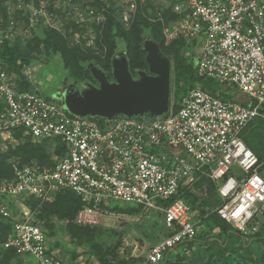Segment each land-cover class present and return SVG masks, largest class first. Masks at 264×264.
Returning <instances> with one entry per match:
<instances>
[{
  "label": "built area",
  "instance_id": "1",
  "mask_svg": "<svg viewBox=\"0 0 264 264\" xmlns=\"http://www.w3.org/2000/svg\"><path fill=\"white\" fill-rule=\"evenodd\" d=\"M35 1L16 5L8 0L11 20L0 27L1 39L30 37L39 20L61 31L58 12L80 29L73 45L97 50L95 29L108 16L129 29L138 8L150 3L156 17L149 19L162 24L164 44L195 43L198 75L234 86L248 101L223 102L197 87L161 116L121 115L99 124L97 118L74 117L58 101L44 99L33 91L25 72L30 88L22 89L23 80L0 59V150L13 149L27 137L33 142L59 140L65 147L53 166L9 161L13 177L0 180V218L12 225L3 249L14 250L20 264H26L24 257L37 264H64L53 248L57 243L34 223L35 212L25 199L41 205L68 191L83 205L75 219L79 226L96 225L98 216L116 204L162 213L172 235L136 263L162 264L176 247L194 240L199 227L181 199L168 207L161 202L177 196L183 186L192 187L203 169L223 203L218 216L250 234L249 223L264 213V164L241 136L253 120H264V0H100L99 9L87 6L88 0H46L38 6ZM20 11L29 14L27 26L12 19ZM164 13L178 18L166 22ZM233 167L239 174L232 175Z\"/></svg>",
  "mask_w": 264,
  "mask_h": 264
},
{
  "label": "trees",
  "instance_id": "2",
  "mask_svg": "<svg viewBox=\"0 0 264 264\" xmlns=\"http://www.w3.org/2000/svg\"><path fill=\"white\" fill-rule=\"evenodd\" d=\"M41 1L36 0L38 6ZM50 3L54 0H49ZM13 4L21 2L27 5L30 0H11ZM8 0H0V27L6 28L11 18L7 14ZM87 6L99 9L100 0H88ZM52 12V9H50ZM56 15V14H55ZM155 9L147 3L138 8L134 22L129 29H125L114 15L108 16L107 22L101 28L95 29L97 38L95 45L97 51L86 48L83 44L72 46L70 42V30L79 32L80 29L72 22L64 20L63 16L57 12V20L61 24L60 31L44 27L42 38L36 36V31L32 35L18 36L12 40L0 38V59L6 64L9 72H13L18 78L23 80L22 89H29L30 85L24 72L33 63L40 62V57L49 62L53 57L60 56L64 69L70 81L76 82L91 81L88 64H94L107 77H110L112 59L116 54L117 41H123L125 45V56L128 62L129 71L134 74L137 71H148L145 62V52L143 43L148 32L150 38L155 42L161 51V55L171 61V74L173 71L174 102L179 105L186 94L197 87L208 92L214 97H219L223 102H237L242 99L237 98V89L228 87V84L216 80L200 77L198 75L194 59L188 62L183 55L187 49L197 50L195 43L190 44L183 40H176L169 45L164 44L162 35V24L151 22L149 18H154ZM164 20L173 21L178 17L170 13L163 14ZM15 24L18 21L27 26L29 14L23 11L15 12L12 16ZM42 20L37 26L40 28ZM198 51V50H197ZM194 55V54H193ZM195 58V56H194ZM198 59V57H197ZM231 86V85H230ZM174 103V104H175ZM19 137V133L16 134ZM245 145L256 155L258 160L264 164V120L257 118L253 120L241 136ZM52 153H51V148ZM65 152V147L59 140H43L33 142L29 137L24 142L6 150H0V180H11L13 177L12 167L9 161L16 158L20 165L36 163L41 166H53L51 154L58 153L59 156ZM208 169L201 170L195 174V183L192 187L183 186L178 195L168 201L161 202V205L168 207L177 199H181L190 209V213L197 215V226H202L204 230L198 231L194 240L182 244L180 253H175L172 257L169 254L162 264H264V221L256 232H252V226L259 221V215L255 216L249 223L250 234L244 235L224 220L218 214L217 209L223 203L218 196L214 182L207 176ZM198 192L200 194H198ZM26 206L35 212V224L46 230L47 238H54L59 231H62L69 239V243L76 250L83 249L86 259H93L97 264L110 263L109 257L116 260L114 264H136L143 262L145 258H130L128 260H118L114 249L107 252L98 243L99 228L97 226H79L75 219L78 212L83 208L80 199L68 191L58 192L53 201L40 205L34 198L25 199ZM141 207L120 208L117 205L107 208L110 213L131 215ZM159 217L161 238L164 239L172 235L163 222V214L157 212ZM264 216V213H263ZM64 223L60 230L56 229L54 220ZM12 225L9 220L0 218V264H20L21 259L12 249H3L2 245L8 240ZM160 239V240H162ZM255 243V246H254ZM75 252V250H74ZM75 256L73 255V259ZM85 259V260H86Z\"/></svg>",
  "mask_w": 264,
  "mask_h": 264
},
{
  "label": "rangeland",
  "instance_id": "3",
  "mask_svg": "<svg viewBox=\"0 0 264 264\" xmlns=\"http://www.w3.org/2000/svg\"><path fill=\"white\" fill-rule=\"evenodd\" d=\"M37 26L36 36L42 38V31L45 29L44 26L41 25L40 28ZM62 34L65 35L63 29L60 31ZM69 33L71 34L70 42L72 46H74V34L77 33L76 31L70 30ZM146 41L148 44L153 42L150 38L149 33H146L145 36ZM156 45L158 53L161 54L159 46ZM96 47V46H95ZM97 48V47H96ZM97 51V50H94ZM198 51L191 49H187L183 52L184 57L188 62L194 59V63H197ZM125 55V45L123 41H117V49L116 55ZM194 54V55H193ZM195 56V58H194ZM165 58V57H164ZM168 59V58H167ZM89 65V64H88ZM173 68V66H172ZM144 71H137L134 74H131L134 79H137L138 75ZM27 75V79L29 80L30 84L32 85L33 91L38 90L37 92L47 101L56 102L58 101L64 111L67 114L72 115L74 117H81V118H89L84 115L85 113H79L73 111L69 108L68 104L65 102H61V99L57 97L59 92L65 91L68 89V86L72 84L76 87L75 91H82L85 90L89 86H94L96 88L99 87V80L103 79V77L109 82L114 83V78L112 74V69L110 72V77H107L105 74L101 73L98 75V78L93 79L91 81H80L76 82V84L72 83L63 67L62 60L60 56L53 57L49 62H45L44 57H40V62L33 63L28 70L25 71ZM173 71L170 78V105L177 106L174 102V84H173ZM228 87L231 88V91L234 88L230 85ZM56 97V98H55ZM58 98V99H57ZM237 98L242 99L241 103H245L248 101V98L241 94L240 92L237 93ZM175 103V104H174ZM84 115V116H83ZM93 118V117H92ZM119 118V117H116ZM97 123L102 124L105 122L104 119L97 118ZM51 148V153H52ZM51 159L54 163H56L60 156L58 153L51 154ZM239 174V170L236 167L232 169V175ZM219 183V182H218ZM198 194H200L198 192ZM113 205V204H112ZM120 208H133L136 209L133 205H124V204H116ZM257 206V205H256ZM157 211L151 209H141L138 212L127 215V214H117V213H101L98 216V223L96 225L99 228V236H98V243L103 247V249L107 252L108 250H113L117 255L118 260H128L130 258H145L146 254L149 252L151 247L160 241L161 238V227L159 222V217L156 215ZM259 215V221L252 226L250 229L252 232H256L260 225L264 221L263 214ZM191 218L195 222L197 220V215L195 213H191ZM55 226L57 230H60L64 227V223H59L56 219L54 220ZM93 226V227H94ZM44 229V228H42ZM46 230V229H44ZM204 228L199 226V231L202 232ZM53 241L57 243L54 245L55 253L62 259L64 264H97L93 259H86L84 257V250L78 249L76 250L73 245L69 243L68 237L62 232L59 231L57 235L53 238ZM255 246V243H254ZM75 250V252H74ZM182 250V245L176 247L172 252L169 253V257L171 258L172 255L175 253H180ZM73 255L75 258L73 259ZM110 259V263H115L116 260L112 259L111 256H108ZM86 259V260H85ZM26 264H37L35 260L31 257H24Z\"/></svg>",
  "mask_w": 264,
  "mask_h": 264
},
{
  "label": "water",
  "instance_id": "4",
  "mask_svg": "<svg viewBox=\"0 0 264 264\" xmlns=\"http://www.w3.org/2000/svg\"><path fill=\"white\" fill-rule=\"evenodd\" d=\"M143 50L148 71L139 74L137 79L129 71L126 56L119 54L113 57L111 63L114 83H109L101 75L103 72L91 63L87 65L91 77H103L98 82L99 87L89 86L75 91L76 87L70 84L69 90L65 89L63 94L59 92L57 97L73 111L85 113L89 118L110 120L121 115L132 118L145 114L157 117L167 113L170 106L171 61L158 53L153 42L148 44L145 40Z\"/></svg>",
  "mask_w": 264,
  "mask_h": 264
}]
</instances>
